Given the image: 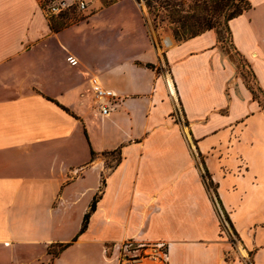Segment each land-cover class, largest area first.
I'll return each instance as SVG.
<instances>
[{"label":"crops","instance_id":"crops-1","mask_svg":"<svg viewBox=\"0 0 264 264\" xmlns=\"http://www.w3.org/2000/svg\"><path fill=\"white\" fill-rule=\"evenodd\" d=\"M247 1L232 44L264 96V0ZM95 17L55 29L38 0H0V264H119L126 239L167 241L169 264H264V106L215 30L160 44L125 18L119 50L78 38Z\"/></svg>","mask_w":264,"mask_h":264},{"label":"rangeland","instance_id":"rangeland-1","mask_svg":"<svg viewBox=\"0 0 264 264\" xmlns=\"http://www.w3.org/2000/svg\"><path fill=\"white\" fill-rule=\"evenodd\" d=\"M150 1L151 0H94V11L90 17L95 15H97V17L94 18V22L88 24L89 26L82 25L76 35L78 38L88 42L104 40L108 42L109 47H115V49L121 50L119 46L117 47V43H126L125 41H128L126 39L130 36L132 28L127 25L126 29L120 30V27L116 26V23L117 21L120 22L127 18L126 20L131 22L135 21L139 26L144 28L147 36L156 35L160 44H164L166 36H171L175 41H179L175 35V31L178 29V24L169 20L165 13L166 7L160 6L159 3L153 1L151 5H149ZM236 1L239 2L240 0ZM188 4L189 1L183 6L182 14L192 12V10L189 11ZM240 4L243 5V2ZM206 5V9L201 11V13L203 15L211 16L214 10L212 0H206ZM111 7L114 8L108 9ZM234 8L233 5L228 4L223 8L219 15L220 22L219 24H216V28L220 31V36L222 37L220 45L225 52L230 54L231 59L237 66L238 72H241L248 82L256 87L248 64L245 62V59L234 50L230 34L225 28L224 19ZM105 9L108 10L104 11ZM102 10L104 13H100ZM90 17L87 19V17L75 16L68 19L53 18L50 20L54 28L58 29L64 26L85 22L86 19L87 22H90ZM194 28H197V26ZM257 93L261 101L264 103V97L262 94L259 92ZM214 190L215 186L212 184L211 193L216 201ZM218 207L217 204V208ZM218 210L220 212L219 208ZM220 215L223 221V226L227 228L231 237L235 240L232 231H230L227 218L221 212ZM54 250H57V247H55Z\"/></svg>","mask_w":264,"mask_h":264},{"label":"built area","instance_id":"built-area-1","mask_svg":"<svg viewBox=\"0 0 264 264\" xmlns=\"http://www.w3.org/2000/svg\"><path fill=\"white\" fill-rule=\"evenodd\" d=\"M40 8L49 19H68L75 16L87 17L94 11V0H38ZM67 61L74 65L73 56ZM93 110L102 117L111 114L117 103L112 89L105 87L98 76L90 79ZM119 264H169V243L167 241H139L126 239L118 245Z\"/></svg>","mask_w":264,"mask_h":264},{"label":"trees","instance_id":"trees-1","mask_svg":"<svg viewBox=\"0 0 264 264\" xmlns=\"http://www.w3.org/2000/svg\"><path fill=\"white\" fill-rule=\"evenodd\" d=\"M152 1L159 3L160 6L166 7L165 13L168 16L169 20L178 24V29L175 31V35L179 41L194 37L207 30L213 29L217 34V41L219 44L222 41V37L220 36V31L217 30L216 28V24H219L220 22L219 15L223 10V8H225V6L228 4L233 5L235 7L224 19L225 28L229 32L230 37L232 35L229 27V21L232 18L243 13L245 10L251 8V4L247 0H240L239 2H237L236 0H212L214 10L212 15L208 16V15H203L201 13V11L205 10L207 7L206 0H151L149 5H151ZM188 1H189L188 4L189 11L192 10V12H187L182 14L183 6ZM241 2H243V5L240 4ZM196 26L197 28H194ZM231 43H232V38H231ZM147 66L153 67V64L147 63ZM241 75L244 77L247 86L253 93V97L257 99L264 106V103L261 101L257 93L259 92L263 96V91L261 87H259V85L257 84L254 78L253 79L256 87H254L251 83H249L242 73ZM63 108L68 110V108L64 106ZM203 178L205 180V184L207 188L209 189V191H211L213 182L206 171L203 173ZM214 191L216 192V189ZM97 200H98V196H95L90 205L89 211L84 216L80 233L86 230L90 215L96 209ZM68 245L69 243L61 244L58 250L51 252L56 255L59 251H61L63 248H65Z\"/></svg>","mask_w":264,"mask_h":264},{"label":"bare ground","instance_id":"bare-ground-1","mask_svg":"<svg viewBox=\"0 0 264 264\" xmlns=\"http://www.w3.org/2000/svg\"><path fill=\"white\" fill-rule=\"evenodd\" d=\"M164 42H165L166 44H172V43H173L172 39L169 38V37L165 38ZM169 82H170V85H171L172 90L174 91V86H173L172 81H169Z\"/></svg>","mask_w":264,"mask_h":264}]
</instances>
